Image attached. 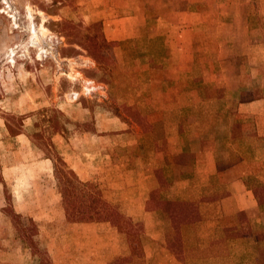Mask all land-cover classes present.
Returning <instances> with one entry per match:
<instances>
[{
	"label": "crops",
	"instance_id": "crops-1",
	"mask_svg": "<svg viewBox=\"0 0 264 264\" xmlns=\"http://www.w3.org/2000/svg\"><path fill=\"white\" fill-rule=\"evenodd\" d=\"M78 3L122 64L152 72L123 76L135 118L116 116L135 129L125 152L98 146L72 168L89 180L106 167L107 218L68 223L77 230L69 249L44 236L49 263L264 264V0ZM4 188L2 176L6 230ZM64 205L57 224L67 223ZM11 206L45 231L47 221L17 209H28L25 200ZM9 255L1 248L0 264Z\"/></svg>",
	"mask_w": 264,
	"mask_h": 264
},
{
	"label": "rangeland",
	"instance_id": "rangeland-1",
	"mask_svg": "<svg viewBox=\"0 0 264 264\" xmlns=\"http://www.w3.org/2000/svg\"><path fill=\"white\" fill-rule=\"evenodd\" d=\"M105 41L101 23L86 19L78 0H0V178H5L7 201L3 208L13 209V200L17 204L25 200L28 209L17 206L18 210L47 221L43 232L39 222L33 221L34 243L27 239L35 229L28 214L8 222L6 230L0 225V238L8 233L0 249L10 251L11 264H40V255L45 256L43 261L48 257L44 236L52 235L56 244L69 249L70 236L77 231L68 220L57 224L65 198L56 185L44 142L50 139L52 154L59 153L75 168V161L91 159L98 146L105 151L119 147L135 130L116 121V116L129 124L130 118L135 119L126 111L125 104L134 98L123 96V76L130 70L144 68L145 76L152 71L122 64L124 57L117 58L111 43ZM54 114L55 127L47 120ZM6 122L23 133L13 137ZM102 160L101 165L106 159ZM103 168L88 181L109 198L110 178ZM32 251L36 257L28 256Z\"/></svg>",
	"mask_w": 264,
	"mask_h": 264
},
{
	"label": "trees",
	"instance_id": "trees-1",
	"mask_svg": "<svg viewBox=\"0 0 264 264\" xmlns=\"http://www.w3.org/2000/svg\"><path fill=\"white\" fill-rule=\"evenodd\" d=\"M102 37L105 42L109 44V41L105 38L103 32ZM59 112V111H58ZM57 112V113H58ZM62 114V112H60ZM47 120L53 124L55 127L56 124V115L49 116ZM67 120V119H66ZM22 126L21 123H19ZM7 130L11 135H18L23 133L19 128L13 129L8 122H6ZM65 128V125L62 124L61 130ZM44 149H46L47 157L52 162L53 177L56 181L57 187H61V193L63 198H65L64 213L66 220L70 222H99L104 221L108 216V208L112 207L111 202L103 194L102 190L98 188L91 181L81 180L75 173V171L68 166L63 157L57 153L52 154L53 144L50 139L47 142H44ZM54 151V150H53ZM7 217H9V222L14 220V218L19 219V214L15 213L12 209L6 210L1 209ZM33 223V220L29 219ZM14 224V223H13ZM37 232V228L28 234L27 239L29 242L34 243L32 235ZM32 254H35L33 251ZM45 256L40 255V264H48L49 258L47 257L46 261H43Z\"/></svg>",
	"mask_w": 264,
	"mask_h": 264
}]
</instances>
